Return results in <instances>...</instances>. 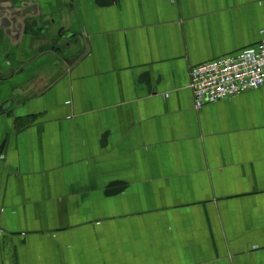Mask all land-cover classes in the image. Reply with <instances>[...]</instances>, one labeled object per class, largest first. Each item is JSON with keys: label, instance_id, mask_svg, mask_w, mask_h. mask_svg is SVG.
Instances as JSON below:
<instances>
[{"label": "crops", "instance_id": "1", "mask_svg": "<svg viewBox=\"0 0 264 264\" xmlns=\"http://www.w3.org/2000/svg\"><path fill=\"white\" fill-rule=\"evenodd\" d=\"M39 1L73 37L0 71V264H264V87L189 83L264 39V0Z\"/></svg>", "mask_w": 264, "mask_h": 264}, {"label": "built area", "instance_id": "2", "mask_svg": "<svg viewBox=\"0 0 264 264\" xmlns=\"http://www.w3.org/2000/svg\"><path fill=\"white\" fill-rule=\"evenodd\" d=\"M195 108L264 87V39L236 54L189 68Z\"/></svg>", "mask_w": 264, "mask_h": 264}, {"label": "flooded vegetation", "instance_id": "3", "mask_svg": "<svg viewBox=\"0 0 264 264\" xmlns=\"http://www.w3.org/2000/svg\"><path fill=\"white\" fill-rule=\"evenodd\" d=\"M30 2V0H0L1 72L6 71V73H9L13 72L14 68L22 69L24 65L36 58L44 48L58 53L60 47H62V40L67 42L73 37L72 32L63 33L60 27L52 30L49 35H46L47 32L44 29L31 27L29 22L42 19L43 10L40 7L41 1L33 0L32 5H29ZM32 8L36 9L31 11ZM55 22V19H52L51 23L55 24ZM40 31H42L41 36L49 39L47 44L45 42H35V38L40 35L38 34ZM3 77L7 79L6 76Z\"/></svg>", "mask_w": 264, "mask_h": 264}, {"label": "water", "instance_id": "4", "mask_svg": "<svg viewBox=\"0 0 264 264\" xmlns=\"http://www.w3.org/2000/svg\"><path fill=\"white\" fill-rule=\"evenodd\" d=\"M30 1H31V2H30L29 5H32V4H33V0H30ZM12 102H13V101H7V103L4 102V104H2V105L0 106V113H6V112L9 110V108L11 107ZM2 143H3V144L0 146V154L2 153L3 148H4V145H5L4 142H2Z\"/></svg>", "mask_w": 264, "mask_h": 264}]
</instances>
